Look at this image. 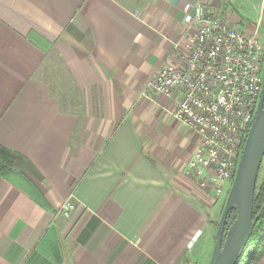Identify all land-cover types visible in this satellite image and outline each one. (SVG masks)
<instances>
[{
  "label": "crops",
  "instance_id": "obj_1",
  "mask_svg": "<svg viewBox=\"0 0 264 264\" xmlns=\"http://www.w3.org/2000/svg\"><path fill=\"white\" fill-rule=\"evenodd\" d=\"M195 1L0 0V145L36 168L48 205L0 179V264H186L208 240L181 96L147 89L183 62L174 44ZM202 1L246 34L264 27V0ZM51 54L70 106L38 74Z\"/></svg>",
  "mask_w": 264,
  "mask_h": 264
},
{
  "label": "built area",
  "instance_id": "obj_2",
  "mask_svg": "<svg viewBox=\"0 0 264 264\" xmlns=\"http://www.w3.org/2000/svg\"><path fill=\"white\" fill-rule=\"evenodd\" d=\"M185 47L179 65L160 67L147 85L164 96L180 94L174 118L197 137L184 172L214 197L229 192L262 89L264 44L258 31L232 27L202 0L182 6ZM74 210L70 200L59 214Z\"/></svg>",
  "mask_w": 264,
  "mask_h": 264
},
{
  "label": "water",
  "instance_id": "obj_3",
  "mask_svg": "<svg viewBox=\"0 0 264 264\" xmlns=\"http://www.w3.org/2000/svg\"><path fill=\"white\" fill-rule=\"evenodd\" d=\"M261 92L253 122L246 135L217 228L207 264H236L253 227V199L264 157V65ZM235 211L233 223L225 230L227 216Z\"/></svg>",
  "mask_w": 264,
  "mask_h": 264
},
{
  "label": "trees",
  "instance_id": "obj_4",
  "mask_svg": "<svg viewBox=\"0 0 264 264\" xmlns=\"http://www.w3.org/2000/svg\"><path fill=\"white\" fill-rule=\"evenodd\" d=\"M0 179L10 183L43 208H48L45 199L33 181H42L39 172L26 158L1 145ZM234 219L235 211L231 210L227 216L225 230L229 228ZM252 220L251 233L238 256L236 264H258L264 256V177L259 180V175L253 199ZM214 226L217 228V224Z\"/></svg>",
  "mask_w": 264,
  "mask_h": 264
},
{
  "label": "rangeland",
  "instance_id": "obj_5",
  "mask_svg": "<svg viewBox=\"0 0 264 264\" xmlns=\"http://www.w3.org/2000/svg\"><path fill=\"white\" fill-rule=\"evenodd\" d=\"M261 42L264 44V27L259 31ZM41 79L46 81L52 88L54 94L62 101V103L72 105V98L75 97L74 86L70 81V77L61 62L60 58L55 54H51L50 57L44 62L42 68L38 72ZM259 180L264 177V157L259 171ZM197 185V183H196ZM199 188V186L197 185ZM202 199H196V201L203 206V211L206 214L205 218L208 220V232L205 233L207 241L202 240L192 249L190 258L186 264H207L213 248L215 224H218L222 210L225 205L226 198L228 196L214 197L206 192L203 193L201 188ZM204 201V202H203ZM204 242V243H203Z\"/></svg>",
  "mask_w": 264,
  "mask_h": 264
}]
</instances>
